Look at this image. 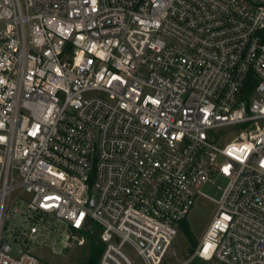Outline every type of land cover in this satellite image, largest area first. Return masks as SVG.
I'll use <instances>...</instances> for the list:
<instances>
[{
    "label": "built area",
    "instance_id": "2783aa9c",
    "mask_svg": "<svg viewBox=\"0 0 264 264\" xmlns=\"http://www.w3.org/2000/svg\"><path fill=\"white\" fill-rule=\"evenodd\" d=\"M46 216L97 264H264V0H0V264Z\"/></svg>",
    "mask_w": 264,
    "mask_h": 264
},
{
    "label": "rangeland",
    "instance_id": "374dc122",
    "mask_svg": "<svg viewBox=\"0 0 264 264\" xmlns=\"http://www.w3.org/2000/svg\"><path fill=\"white\" fill-rule=\"evenodd\" d=\"M242 126H238L236 130H242ZM227 183V179L216 176L214 183H205L202 190L214 197L219 198L221 195V188ZM26 197H28L26 195ZM15 198V195L13 196ZM12 200L11 214L14 217L23 218L19 210V202ZM215 212V204L209 199L202 198L198 201L195 209L186 219L190 234L187 235L179 230L173 246L171 255L169 257L170 262L179 263L184 262L193 255L195 249L197 248L199 241L213 218ZM42 223L45 228L42 229L38 236V241L31 242L27 239H20V243L29 248L30 251L38 257L40 264H89L92 257H94L97 251L101 252L104 245L102 243L98 244L96 247L93 246V237L91 233L83 232L86 238L85 245H69L67 249L63 248L65 233L68 232L66 226L52 217H44ZM6 230L11 227L9 223L6 224ZM95 229L98 230L99 227L95 224ZM12 234V232L10 233ZM96 237V234H94ZM195 243H192V242ZM99 258V255H98ZM191 264H222L219 261H203L201 259L194 260Z\"/></svg>",
    "mask_w": 264,
    "mask_h": 264
},
{
    "label": "trees",
    "instance_id": "16d2710c",
    "mask_svg": "<svg viewBox=\"0 0 264 264\" xmlns=\"http://www.w3.org/2000/svg\"><path fill=\"white\" fill-rule=\"evenodd\" d=\"M180 231H182L183 233L189 235L190 234V230H189V227H188V223L186 222V220H184L182 223H181V227H180ZM92 237H93V246L96 247L98 244V241L96 239V237L91 234ZM192 243H195L194 241ZM101 252L97 251L94 255V257H92L91 261L89 264H97L98 262V255H100Z\"/></svg>",
    "mask_w": 264,
    "mask_h": 264
}]
</instances>
